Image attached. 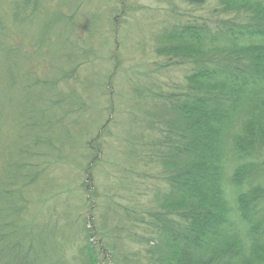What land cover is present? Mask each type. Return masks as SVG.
I'll use <instances>...</instances> for the list:
<instances>
[{
	"label": "rangeland",
	"instance_id": "374dc122",
	"mask_svg": "<svg viewBox=\"0 0 264 264\" xmlns=\"http://www.w3.org/2000/svg\"><path fill=\"white\" fill-rule=\"evenodd\" d=\"M235 11L221 12L217 0H0L2 188L12 166L27 161L18 148L38 153L30 176L22 169L12 185L9 212L1 200L0 223H11L8 242L29 249V264H89L90 246L97 264H156L173 138L157 117L167 99L182 104L195 64L157 53V38L187 22L245 13ZM240 131L233 124L225 135L222 184L228 229L249 251L237 196L264 185V145L256 144V169L235 186L243 161L230 147ZM257 198L264 219V192Z\"/></svg>",
	"mask_w": 264,
	"mask_h": 264
},
{
	"label": "trees",
	"instance_id": "16d2710c",
	"mask_svg": "<svg viewBox=\"0 0 264 264\" xmlns=\"http://www.w3.org/2000/svg\"><path fill=\"white\" fill-rule=\"evenodd\" d=\"M217 1L221 12L245 13L236 15L239 19H215L212 25L187 22L161 32L157 38L161 43L157 53L187 57L195 64L185 75L187 90L182 104L178 98L162 101L164 115L157 117L173 138L169 139L171 151L166 153L172 159H164L170 171L167 187L156 216L160 240L156 264H264V219L259 218L262 206L257 198L263 194L264 185L251 189L248 199L237 196L238 214L251 240L246 251L242 240L228 229L230 207L222 184L228 149L225 135L233 124L242 127L230 147L236 160L243 161L233 175L235 186L256 169L255 147L257 143L264 145V0ZM38 143L35 138L31 146ZM16 153L27 161L11 165L7 188H2L4 181L0 182V203L5 201L7 212L14 206L12 185L22 169H28L25 174L30 176L34 166L31 160L38 154L23 148ZM10 224L0 223V264H19L18 257L21 264H29V249L23 252L19 242H8L14 231ZM86 231L92 236L88 228ZM3 250L8 251V261ZM85 252L89 264H97L92 246Z\"/></svg>",
	"mask_w": 264,
	"mask_h": 264
}]
</instances>
